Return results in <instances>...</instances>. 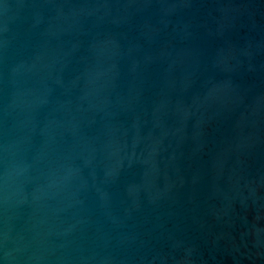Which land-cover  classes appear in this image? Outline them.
Segmentation results:
<instances>
[{
	"label": "water",
	"instance_id": "water-1",
	"mask_svg": "<svg viewBox=\"0 0 264 264\" xmlns=\"http://www.w3.org/2000/svg\"><path fill=\"white\" fill-rule=\"evenodd\" d=\"M0 264H264V0H0Z\"/></svg>",
	"mask_w": 264,
	"mask_h": 264
}]
</instances>
